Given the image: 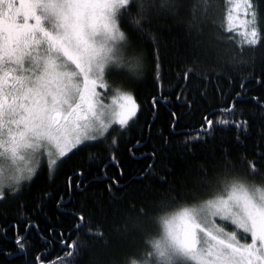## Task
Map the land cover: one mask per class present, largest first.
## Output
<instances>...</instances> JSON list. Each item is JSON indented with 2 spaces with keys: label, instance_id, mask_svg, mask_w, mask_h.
<instances>
[{
  "label": "trees",
  "instance_id": "16d2710c",
  "mask_svg": "<svg viewBox=\"0 0 264 264\" xmlns=\"http://www.w3.org/2000/svg\"><path fill=\"white\" fill-rule=\"evenodd\" d=\"M177 2L182 6L153 10L144 24L155 43L120 21L142 71L115 89L134 96L137 116L127 130L115 127L74 151L52 175L43 165L15 195L5 192L0 264H52L69 251L61 241L77 239L78 253L63 264H131L151 251L146 241L160 236L158 217L165 212L209 198L222 182L264 187V0H251L261 41L243 49L239 37L220 28L225 0H208L196 20L194 0ZM229 106L234 111L222 116L218 110ZM205 117L233 123H214L205 135ZM25 222L35 227L25 232ZM17 233L26 237L24 252Z\"/></svg>",
  "mask_w": 264,
  "mask_h": 264
},
{
  "label": "snow or ice",
  "instance_id": "6c2138e0",
  "mask_svg": "<svg viewBox=\"0 0 264 264\" xmlns=\"http://www.w3.org/2000/svg\"><path fill=\"white\" fill-rule=\"evenodd\" d=\"M225 5L220 28L239 37L235 42L241 49L257 46L261 35L251 0H225ZM181 6L177 0H0V200L5 189L15 195L23 182L31 181L42 159L52 175L70 154L101 141L110 129L127 130L139 111L134 96L113 89L109 103L101 97L111 87L104 82L105 71L124 64L120 49L129 41L120 21L151 36L144 24L153 10ZM207 7L208 0H194L193 19L203 18ZM241 10L251 18L241 19ZM136 67H141L138 61ZM218 111L223 116L234 107ZM214 123L233 122L205 117V135ZM250 169L256 172L254 164ZM149 171L151 165L143 174ZM79 220L77 230L84 217ZM217 220L234 230L226 231ZM158 224L160 239L146 241L151 251L131 264H264V187L222 182L209 198L165 212ZM32 227L25 222L24 231ZM241 233L248 242L238 239ZM88 234L102 237L90 229ZM25 239L17 233L20 252L25 251ZM61 243L69 251L52 264L71 262L78 253L79 239Z\"/></svg>",
  "mask_w": 264,
  "mask_h": 264
},
{
  "label": "rangeland",
  "instance_id": "374dc122",
  "mask_svg": "<svg viewBox=\"0 0 264 264\" xmlns=\"http://www.w3.org/2000/svg\"><path fill=\"white\" fill-rule=\"evenodd\" d=\"M240 18L241 19H248V17H245L243 15L242 10H241ZM120 55L122 56V58L124 60L123 66L119 67V68H110V69L105 71L104 82L107 85H110L111 87L106 92L101 91L99 88L97 89L98 91H101V97L103 98V102L105 104L109 103L110 98L114 96L115 93H114L113 89H115L116 87L123 88L126 86L125 84L128 83L127 82L128 80L135 78V77L139 78L141 76L140 74L142 71V62H141V59H140L138 53L132 48L130 43H128L127 45L123 46L120 49ZM137 61L139 62L140 66H141L139 69H137V67H136ZM104 97H107V98H104ZM43 165H47L46 159L41 160V163H40L38 170ZM25 182H28V181H25ZM25 182H23L21 184V186ZM21 186H20V188H21ZM6 191L8 192L10 190L5 189V192ZM217 223L220 224L222 227H225L226 231L231 232L234 230V228L232 226H229V225L227 226L225 224H221V222L219 220H217ZM238 239H240L242 243L248 242L242 233L238 234Z\"/></svg>",
  "mask_w": 264,
  "mask_h": 264
},
{
  "label": "clouds",
  "instance_id": "9594fccd",
  "mask_svg": "<svg viewBox=\"0 0 264 264\" xmlns=\"http://www.w3.org/2000/svg\"><path fill=\"white\" fill-rule=\"evenodd\" d=\"M160 237H161V234H160L159 237L153 238V239H151V240H158V239H160Z\"/></svg>",
  "mask_w": 264,
  "mask_h": 264
}]
</instances>
